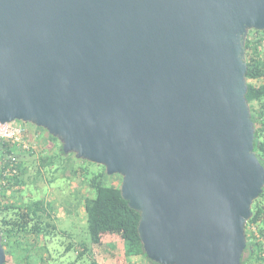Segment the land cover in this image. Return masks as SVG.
<instances>
[{
	"label": "water",
	"instance_id": "95a60500",
	"mask_svg": "<svg viewBox=\"0 0 264 264\" xmlns=\"http://www.w3.org/2000/svg\"><path fill=\"white\" fill-rule=\"evenodd\" d=\"M253 30L264 0H0V124L119 175L148 260L241 264L264 191Z\"/></svg>",
	"mask_w": 264,
	"mask_h": 264
},
{
	"label": "trees",
	"instance_id": "16d2710c",
	"mask_svg": "<svg viewBox=\"0 0 264 264\" xmlns=\"http://www.w3.org/2000/svg\"><path fill=\"white\" fill-rule=\"evenodd\" d=\"M245 54L248 66L246 99L256 129L254 152L264 166V32L255 30L249 32ZM40 138V134L35 133L29 135L23 142L0 140V234L6 257L12 258L15 264H34L38 257V248L43 243L42 247L47 250V243L53 238L56 229L52 224L50 210L48 209V212L43 201L17 203L31 176L28 174L32 167L25 159L36 155L40 147L35 145ZM54 141L59 140L48 135V149H53ZM61 151L63 152L62 147ZM49 158V155L38 158L39 166L35 172L38 176L41 169L49 166ZM103 174L92 179L90 186L95 188L96 197L88 199L85 204L91 250L78 246L76 262L88 255L91 258L89 264H102L96 258L98 254L96 249H106L104 238L110 236L115 245L122 244L120 253L114 257L112 264H131L132 260L139 258L146 260L147 264H156L148 260L143 252L138 231L140 214L130 209L128 202L122 198L121 184L104 185ZM36 180L35 178L34 182ZM252 211L253 215L246 225L247 256L243 255L241 264H264V192L254 202ZM252 226L258 227L257 236L251 232ZM26 237L28 242L24 243ZM72 249L73 245L69 244L65 253ZM76 262L73 264H77ZM40 264L50 262L44 260L42 256Z\"/></svg>",
	"mask_w": 264,
	"mask_h": 264
},
{
	"label": "rangeland",
	"instance_id": "374dc122",
	"mask_svg": "<svg viewBox=\"0 0 264 264\" xmlns=\"http://www.w3.org/2000/svg\"><path fill=\"white\" fill-rule=\"evenodd\" d=\"M13 124L24 125L29 135L39 133L41 136L39 140L37 139V145H35L40 148L38 151L33 149V151H36V155L25 159L26 163L32 167L28 174L31 176L28 185L24 188L22 197H19V200L17 199V203L30 204L32 201H43L47 210H50L48 212L52 216V224L56 228L53 232V238H49L51 241L48 240L47 250L42 247L43 243L38 248V257L34 264H40V257L42 256L44 260H49L50 264H73L76 262L78 246L87 247L91 250L85 204L88 199H95L96 197L95 188L90 186L92 179L96 175L105 173L103 174L104 185L112 186L120 185L122 183L121 178L119 175H107L103 166L79 159L73 153H63L60 141H54L53 149H48L47 139L49 134L43 128L19 121ZM45 155L50 156V164L47 168L41 169L40 176H38L35 173L36 168L39 166L38 158ZM35 178L37 180L34 182ZM110 239V236L104 238L106 249H96L98 253L96 258L102 264L112 263L111 261L119 255V249L122 248V244H119L114 245V249H110L109 243H112ZM26 242H28L27 237L24 240V243ZM69 244L73 245V249L66 254L65 249ZM33 255L35 257L36 253ZM90 259L87 255L76 263L89 264ZM6 262L15 264L10 257L6 258ZM132 264H136V262Z\"/></svg>",
	"mask_w": 264,
	"mask_h": 264
},
{
	"label": "built area",
	"instance_id": "2783aa9c",
	"mask_svg": "<svg viewBox=\"0 0 264 264\" xmlns=\"http://www.w3.org/2000/svg\"><path fill=\"white\" fill-rule=\"evenodd\" d=\"M13 124V123H12ZM0 124V140H14L16 142H23L29 136V132L21 124ZM258 227L252 226L251 232L258 235Z\"/></svg>",
	"mask_w": 264,
	"mask_h": 264
},
{
	"label": "crops",
	"instance_id": "0c3cea01",
	"mask_svg": "<svg viewBox=\"0 0 264 264\" xmlns=\"http://www.w3.org/2000/svg\"><path fill=\"white\" fill-rule=\"evenodd\" d=\"M112 241V239H110ZM115 244L112 242L109 243V247L110 249H114V246ZM120 247V246H119ZM117 257V256H116ZM115 261V260H114ZM107 262V260H106ZM112 262V261H111ZM133 262H136V264H141V263H144V264H147L146 260H144L143 258H139V259H135V260H132L130 263L132 264ZM112 264V263H110Z\"/></svg>",
	"mask_w": 264,
	"mask_h": 264
},
{
	"label": "flooded vegetation",
	"instance_id": "af4514ba",
	"mask_svg": "<svg viewBox=\"0 0 264 264\" xmlns=\"http://www.w3.org/2000/svg\"><path fill=\"white\" fill-rule=\"evenodd\" d=\"M264 167V166H263ZM264 192V191H263ZM263 194V193H262ZM25 204V203H24ZM246 251V250H245ZM244 256H247V253L246 252H244Z\"/></svg>",
	"mask_w": 264,
	"mask_h": 264
}]
</instances>
